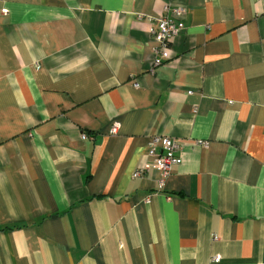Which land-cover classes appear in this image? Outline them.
Wrapping results in <instances>:
<instances>
[{"label":"crops","instance_id":"crops-1","mask_svg":"<svg viewBox=\"0 0 264 264\" xmlns=\"http://www.w3.org/2000/svg\"><path fill=\"white\" fill-rule=\"evenodd\" d=\"M0 264H264V0H0Z\"/></svg>","mask_w":264,"mask_h":264},{"label":"built area","instance_id":"built-area-1","mask_svg":"<svg viewBox=\"0 0 264 264\" xmlns=\"http://www.w3.org/2000/svg\"><path fill=\"white\" fill-rule=\"evenodd\" d=\"M2 13L6 14L7 10L3 9ZM186 9L182 6H175L171 3L166 4L163 9V14L155 19L156 28L152 30V37L155 43L153 49L154 67L159 66L162 62L168 59V47L171 40L177 36L184 29V16ZM141 17V16H139ZM137 87V84H133ZM119 124L113 122L109 134H117ZM85 135H82V139ZM206 142L203 143L206 146ZM157 146H160V152L156 153ZM148 161L142 169L136 170L133 174L134 178H140L148 171H153L159 176L158 183L160 188L164 187V182L169 178L173 169L181 162L180 145L173 138L167 136H156L151 139L147 146ZM149 199L146 200V203ZM220 258L218 256L211 259L212 263H218Z\"/></svg>","mask_w":264,"mask_h":264}]
</instances>
